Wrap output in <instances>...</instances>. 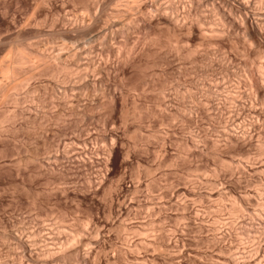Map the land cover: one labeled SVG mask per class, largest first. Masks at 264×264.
Listing matches in <instances>:
<instances>
[{"label": "rangeland", "instance_id": "obj_1", "mask_svg": "<svg viewBox=\"0 0 264 264\" xmlns=\"http://www.w3.org/2000/svg\"><path fill=\"white\" fill-rule=\"evenodd\" d=\"M47 1L49 2L47 3ZM47 1L44 4L39 0H0L1 63L3 60L5 61L3 64H9L13 55L15 58L18 53L30 48L37 49L39 47L38 49L41 51L47 52V50L60 45L59 43H69L70 46L75 48V44L66 38L67 33L73 31V28H71L73 25L70 26L66 22L71 18L78 20L82 17V5L71 0ZM207 5L203 6V14L212 23H217L218 15L212 13L209 3ZM101 16L100 20H102L101 22L99 20L97 24L99 22L103 24V21H106V19H103L105 17L102 14ZM130 18L129 16L123 19L126 24L121 19L122 24L120 26L123 28L125 24L123 35L126 34L127 36H119L118 40L109 39V42H105L107 34L111 31L106 32L107 36L105 35L106 39L104 40L101 38L104 37V33L101 37L98 36L104 30L103 25H106V23L105 27L107 28L108 21L103 25H94L88 32L89 34L86 37L84 36L85 38L78 40V42L80 41L78 51H81V47L86 48L91 45L90 42L95 40L91 42L94 46L92 55L96 53L94 55L96 58V55L102 58L99 60H103V65L108 58L110 61H116L121 67L117 65L120 69L117 72V66L114 69L115 71L113 69L109 71L108 69V72L106 67H103L102 70H106L107 73L105 72L104 76L100 75L106 76V79H102L105 85L102 81L103 84L102 82L101 86L97 84L96 90L93 86L91 88L92 83L90 84L89 79L85 82L79 80L82 83L77 81L76 72L74 77L69 78L68 82L64 84L61 80L59 82L57 78L44 77V75L39 74H36L32 79L30 78V80H26L27 66H24L25 68L18 67V65L15 67V69L18 67L15 71L16 80H13L6 98H2L4 101L1 102L0 108L2 109L1 115H3V112L7 113L8 110L12 112L15 109H21L23 113L22 121H16V124L11 122L13 126L6 122L0 128V264H46V262L47 264H83L81 259L83 254H87L90 262H93L92 264H144V262L145 264H232L229 261L235 257L242 258L239 260L242 263L244 261L245 264L248 260L250 261V258L252 260L250 264H264V168H262L264 166H262V163L261 165L258 163L263 162L264 165V159L259 158L261 161L256 159L257 154H259L257 152L259 151L257 150L258 146L256 147L257 143L253 144V147L251 145L250 149H244L246 150L245 153L249 152L248 149L250 150L249 156L253 159L251 161L250 158H244L248 154L244 155V150L242 152V149L239 150L236 147L238 150L236 151L233 144L230 145V143H225L222 140L223 138L218 133H222L221 127L229 114L228 108H226L228 111L224 108L227 115L223 111L226 116L225 119L223 116V121L220 118L222 122L212 115L205 117L196 112H181L182 104L192 105L193 99L187 92H185L186 94L183 93L184 95H180L182 94L180 93V96H177V92L175 89L176 93L173 92L172 86L177 81L176 78L179 77L178 80L182 81V85L185 83L183 87L185 86L187 89L191 85L192 92H197L198 84L195 82L197 80L198 83L202 82V77H200L202 74L197 75V72L202 73L204 67L206 71L208 66L205 64L207 62L205 61L206 58L199 56L197 62H195L199 63L190 64L193 65L192 67L189 66L190 62L186 56V58H183L184 55L182 57V54H179L180 57L178 54L175 56L171 47L173 43L166 44L169 42L166 41V38L170 34L169 32L167 34L166 30L164 32L159 31L160 36H158L161 40L158 42L162 41L165 44V47H162L164 45L161 44L162 42L160 43L163 49L170 48L166 49L168 51L166 53L169 55L164 54V56L162 53L165 51L161 47H158V50L155 49L159 51L161 48L162 52L159 51L160 53L154 51V49L152 50V48H150L152 51L149 48L148 50L146 49L148 45L144 47L147 51L143 53L145 49L143 51V47H140L142 43L139 42V44L141 43L139 45L136 41L137 39L141 40L138 28L142 22L135 20L133 16ZM151 31L158 33L155 29H151L149 32ZM114 33H111V36L114 35L112 37H115L116 34ZM150 34L153 36L152 33ZM95 35L101 38L98 41L99 43L97 42L98 37ZM111 36H108V38ZM158 36L156 37L158 38ZM158 42L157 44H159ZM157 44H155L156 47ZM227 44L225 42V44L221 43L222 46L219 45L220 47H228ZM135 45L142 48L140 49L137 46L141 52ZM128 46L133 47V49L136 47L138 51L134 50V54L140 53L137 57L134 54L129 56L136 57L130 63L128 61L133 59L128 57L129 60L126 58L127 61L124 53L125 50H128ZM104 47H106V51L108 49V53L112 49L113 51L108 54ZM220 47L216 48L220 50ZM114 48H119L117 50L118 54L116 53L117 57L114 55ZM171 49L173 53L170 51ZM135 51L137 52L135 53ZM9 54H12V56ZM105 54L109 56L107 57ZM84 55L83 53L82 58L85 57ZM120 55H122V58ZM104 56L105 60L103 59ZM82 58L80 61H82L83 67L81 64L82 68L72 64L73 67L78 71V68H80L83 72L85 70L90 72L91 69L89 70L87 64L85 65L86 61H83L86 59L83 58L82 60ZM117 59H120V62L124 59L127 63L125 64L124 61L120 63ZM233 59L234 61L231 62L230 66V68L232 67L231 72L232 70L238 72L242 64L237 63L240 60ZM214 61L212 68H214L216 75L213 77L222 87V78L225 77L223 75H226L227 72L224 70L226 67L222 69L225 65H222L221 61ZM6 66L2 68L5 69ZM180 66L182 68L176 70ZM3 69L0 66V72L1 70L3 72ZM102 70L99 69V72L101 73ZM35 71L37 73L38 70ZM112 71L113 73H110ZM27 72H31L30 68H27ZM5 73L0 76H6ZM239 75L231 76L232 80H230L241 82V73ZM194 77L197 80L195 79L196 81L193 83L191 79H194ZM170 81L172 86L169 85ZM18 83L22 85L16 86ZM117 83L118 85L115 87ZM193 84H196V86ZM69 85L74 87L72 88L73 91L70 90ZM163 85L168 88V93L165 91L168 94L165 93L166 98L159 92V89L161 91L162 88H165ZM75 86H77V89ZM65 87L68 90L66 97L64 96ZM28 90L29 92H27ZM184 91L186 90H182V92ZM9 94L12 98L18 96L17 99L20 98L19 102L14 103ZM169 94L171 95L169 96ZM182 96L186 97L183 99ZM164 98L168 100L163 102ZM162 102H166L168 106ZM70 103L75 104L74 109L78 107L81 109V115L77 111H68ZM161 103L163 106H160ZM123 104L129 106V108L130 104H133L132 107L137 106L135 114L139 112V118L129 117L133 116L130 113V115L124 116V119L122 113L125 105ZM255 104L259 109H264L261 106L259 107L260 104ZM76 106L78 107L76 108ZM70 109L73 108L70 107ZM178 109L180 110L179 113L176 111ZM263 111L261 112L262 116L260 115L261 119H259L260 124L258 123L259 126H257L260 129L263 127L261 130L264 129ZM242 113L241 117H244L243 119L248 120L249 117L252 119L251 114L246 109ZM57 114L60 115V120L54 118ZM231 114L228 116L230 117ZM260 116L258 117L260 118ZM17 122L22 123V125L19 126L20 124ZM42 122H45V124L40 126L39 123ZM136 122L143 127L138 128ZM17 125L19 126L18 129L16 128L17 131L14 129V132H12L11 128V130H8V127L14 128ZM257 127L256 131L260 130ZM204 134L210 137L219 135L222 142L226 144L225 146L221 142L219 144L221 147H218V149L221 148L223 154H220L224 158L221 163L219 160L222 158L216 157L217 161H215L216 159L213 157L210 149V139H207L210 137H206L209 143L207 150L209 148L208 151L210 152L204 150L201 153L199 148L196 147V141L201 138V135L205 137ZM114 135H116V138ZM190 138L192 139L189 140ZM254 142H256V139ZM64 145L67 148L69 147L68 149L71 148L70 150H75L73 148L84 145L88 146L90 151L85 152V155L75 156L71 160L68 154L63 153V149H67ZM232 146L233 148H231ZM61 150L63 151L61 152ZM218 151L220 152V150ZM52 152L53 154L55 152L54 155H58L61 159L57 157L56 161L58 162L51 159L50 166L45 158L48 153ZM62 154L65 155V158ZM257 170L262 171L261 174ZM243 195L246 198L248 197V201L251 200L242 213L236 212L233 208L239 209L238 200ZM113 199H115V202ZM215 199L217 201L219 199V201L217 202ZM112 200L113 204H111ZM183 204L188 205L184 210ZM231 206L232 208H230ZM251 221L254 222V226H251ZM260 227L261 229H259ZM97 231L100 232L101 236L97 234ZM32 232L39 234L36 233V236ZM32 235L36 237L34 238ZM96 235H98V239H94L97 237ZM18 237L28 240L35 239L33 242L37 244L31 242L30 249H32H29V252H31L25 255ZM38 237L41 240L45 239V241H41ZM149 239L151 241L152 239L156 240V244H154V241H152L153 245L152 242L149 243L152 246L145 244L144 242H149ZM140 240H144V242ZM256 242L260 243L261 246L263 245L261 256H258V258H254L253 247ZM133 244L134 246L139 244L140 247L132 249L134 248ZM158 244L161 245V248ZM71 245L75 246L72 249V256L71 254L68 256L67 250L71 249ZM64 249L67 252L66 256L64 255L66 253ZM70 249L69 251L72 252ZM61 251H64V253H60ZM241 251L245 254L240 255ZM52 252L57 253L58 256H55L54 253L53 256L48 255ZM125 252L128 253L125 254ZM55 258L57 259L55 260ZM93 258L95 261H93Z\"/></svg>", "mask_w": 264, "mask_h": 264}, {"label": "bare ground", "instance_id": "obj_2", "mask_svg": "<svg viewBox=\"0 0 264 264\" xmlns=\"http://www.w3.org/2000/svg\"><path fill=\"white\" fill-rule=\"evenodd\" d=\"M41 3L44 2V4H46L45 2L47 0H39ZM71 1H74L77 3H80V5H82V9L81 11L82 12V17L78 20H76L75 18L74 19H69L68 24H70V26H72L71 28H73V31H70L67 33L66 35V38L68 40H70L71 43H74L75 44V48L73 46H70L69 43H59L60 45L56 46L55 48H51L50 50H47V52H43L41 51L40 49H27L25 51H21L20 53H18V55L15 56L14 58V55L10 61V63L8 64H3L5 63V61L2 60V63H1V60H0V66H1V69H3L2 67L6 66L5 69H3V72L5 73L6 76L2 75L0 76V108H1V102H3L6 98V96L8 95L9 93V89L12 87V82L13 80H16V77L17 75L15 74V71L18 67H26V80H30V78L32 79V77H34L36 74L38 75H44V77H47V76H50L52 78H57L58 81L61 80L62 83H67L69 78H71L72 76L74 77V73L76 72V77H77V81L79 80H88L89 79V82L90 84L92 83L91 88L94 87L97 88L98 85L97 84H101V82L103 81L102 79L105 78L103 77L104 75L103 74H106L108 72V69L110 71V69H116L115 67L118 65L120 67L119 64H117L116 61H110L108 58L106 59L105 56H104V65H103V60H99V59H102V58H99L98 55L97 58L94 56L95 54L93 53L92 55V51L93 49V43L91 42H94V41H89L90 44L92 45H88L86 48H80L81 51H78V46L80 45V41L78 42L79 39H82L84 36L86 37L87 34H89L88 32L90 31V29L96 24L97 22L100 20V18H102L101 14L105 17L103 19H106V21L104 20L102 23L105 24V22H109L107 28L105 27L107 25H103V24H100V22L97 24V25H103L101 27L104 28V30L102 32L100 31H97L98 33L100 32L101 34H99L98 36L101 37L102 34L104 35V37H101L104 39H106L105 37L108 35V36H111V33H114L116 34L115 37H112L114 36L112 34L111 37L108 38L107 36V40H105V42H109L108 40L109 39H114L113 41H115V39L118 40V37L123 35V33H125V29H124V26H125V22L123 21V19L126 17H135V20H138V21H141V25L139 26L138 28V32L140 33V37L141 40L139 41L138 39L136 41H138V44L139 42L142 43V45H140V47H143V51H144V47L148 45V47H146V49H150L152 48V50L154 49V51H157L159 48L158 47H161V44H163L164 46L162 47H165V44L162 42H158L160 41L161 39L159 38V31L160 32H164V30L167 31V34L168 32L171 34V37L170 34H168V39L166 38V41L168 40L169 44L166 43V41L164 40V42L167 44V45H170V43H173L171 44V47L173 48V51L175 53V56L176 54H182L181 56L184 57L183 58H186L187 57V60L190 62L189 63V66H193V65H190V64H194L195 62H197V57H202L204 56L203 58H206L205 61H207L205 64L207 66V69L205 71V67H204V70L202 71V73H198L197 72V75L198 74H202L200 77H202V79L198 76V78L201 79L202 82H199L198 83V80L197 78L194 77V79H191V81L194 83L196 80L198 85H197V88L196 90L198 89L197 92H192L191 90V85L189 88L186 89V87L184 88L183 84L182 85V81L180 82L178 78H176V82L174 84V86L171 85V81H170V84L172 87H173V91L174 93H176V95L178 96L180 93V95H184L186 94L185 92H187V94L193 99H191L193 101V104L191 105H184L182 104V107L180 108L181 112L182 111H189V113H200L202 116H216L217 119L221 118V120L223 119V116H224V119H225V116L227 115V112L225 111L226 108H228V112L229 114H231V116L229 117L227 115V118H226V121H223V126L221 127L222 128V133L219 132L218 134L221 135V138L219 135L215 136L213 135V137L211 136H208L207 134H204L205 137L203 135H201L200 137L201 138H198V140L196 141V147L199 148L200 152L202 153V151L204 152V150L206 151L207 150V145H209L207 139L210 141V149L212 150V154H213V157L216 159V157H220L222 159H218L219 162L221 163V160H224L223 157H221V153L222 150L221 148L218 149V147L220 146L219 144H221L222 140H224L225 143H230L233 144V146H235L234 148L236 149V147L240 149H242V152L245 148H249L250 149V146L253 147L255 143H257L256 147L258 146L257 151L259 154H256L258 155L257 156V160L260 158H262L261 160H263V155H264V129L261 130L259 127V119H261V112L262 110L264 109H259L255 103H258L260 104L259 107L261 106L262 108H264V0H71ZM49 1H47L48 3ZM40 3V4H41ZM207 3H209L211 5V11L212 13H215V15H218V22L217 23H212V21L208 20L205 15L203 14V6L205 7L207 5ZM79 5V6H80ZM208 6V5H207ZM63 7V6H62ZM109 8V10H108ZM101 16V17H100ZM124 17V18H123ZM216 17V16H215ZM65 18V17H64ZM130 18V19H131ZM66 19V18H65ZM124 24L123 28L120 26L122 24V21ZM133 20V19H132ZM130 21V20H129ZM131 22H134V21H131ZM130 23V22H129ZM72 24V25H71ZM214 24V25H213ZM129 25V24H128ZM127 25V27H129ZM100 27V26H99ZM115 31H114V29ZM113 29V30H112ZM127 29V28H126ZM151 29H155V31L158 33H155V32H149ZM157 29V30H156ZM96 30V29H95ZM100 30V28H99ZM93 31V29H92ZM109 34L106 35V32H110ZM165 31V32H166ZM130 32V31H129ZM152 33L153 36L150 34ZM154 33H155V36H154ZM95 34V33H94ZM97 34V33H96ZM157 34V35H156ZM161 34V33H160ZM106 35V36H105ZM126 35V34H124ZM123 35V37H124ZM129 35V34H128ZM159 35V36H158ZM96 36V35H95ZM96 36V37H98ZM127 36V35H126ZM125 36V37H126ZM158 36V38L156 37ZM84 37V38H85ZM94 37V36H93ZM92 37V38H93ZM95 37V38H96ZM97 38V42L99 41V39L101 38ZM170 37V38H169ZM124 39V38H123ZM126 39V38H125ZM159 39V40H158ZM171 39V41H170ZM122 40V39H121ZM128 40V39H127ZM174 40V41H173ZM102 41V40H100ZM112 41V42H113ZM120 41V40H119ZM126 41V40H124ZM1 42V41H0ZM88 42V43H89ZM96 42V43H97ZM104 42V41H103ZM118 42V41H116ZM157 42L159 44H157ZM227 42L228 44V47L226 46H223V47H220L221 43H224ZM87 43V44H88ZM99 43V42H98ZM122 43V42H121ZM86 44V45H87ZM95 44V43H94ZM101 44V43H100ZM111 45L113 43H110ZM157 44L158 46L156 47ZM220 44V45H219ZM84 45V44H83ZM82 45V46H83ZM97 45V44H96ZM109 45V44H108ZM125 45V44H124ZM132 45V44H131ZM150 45V46H149ZM154 45V46H153ZM160 45V46H159ZM166 45V46H167ZM219 45V46H217ZM104 46H105V43H104ZM133 46V45H132ZM136 46V45H135ZM138 46V45H137ZM136 46V47H137ZM153 46V47H152ZM222 46V45H221ZM80 47V46H79ZM123 47V46H122ZM136 47H134L135 49H133V47H129L128 46V50L124 51V53L126 54L125 56V59L129 56H131L132 54H134V50H137ZM139 47V48H140ZM156 47V48H155ZM161 47V48H162ZM168 47V46H167ZM216 47H220V50L219 48H216ZM106 47H104V50H105ZM161 48H160V52L161 51ZM223 48V49H222ZM49 49V47H48ZM119 49V48H118ZM118 49H115L114 48V55L117 57L116 53L118 52L117 50ZM142 49V48H140ZM140 49H138L140 51ZM145 49V51L143 53H145L147 50ZM148 49V50H149ZM157 49V50H155ZM165 49V50H164ZM162 48L163 51H165L164 53H162L163 55L164 54H167L169 55L168 51H166L167 48ZM168 49H170L168 47ZM167 49V50H168ZM137 50V51H138ZM151 50V49H150ZM151 50V51H152ZM106 51V50H105ZM104 51V52H105ZM113 51V49H112ZM111 51V52H112ZM135 51V53L137 52ZM157 51V52H159ZM172 52V49L170 50ZM169 51V52H170ZM107 53L109 52L108 49L106 51ZM110 52V53H111ZM127 52V53H126ZM141 52V51H140ZM155 52V53H157ZM159 52V53H160ZM85 54L83 58H85L86 60H83L82 58V54ZM106 53V54H107ZM108 53V54H110ZM173 53V52H172ZM102 54V53H101ZM105 54V55H106ZM113 54V53H112ZM118 54V53H117ZM140 53L137 52V54H134L136 55V57L139 55ZM142 54V53H141ZM12 56V54H9ZM123 55V54H122ZM122 55L121 58H122ZM179 55V57H180ZM10 56V57H11ZM107 57L109 55H106ZM119 56V55H118ZM165 56V55H164ZM186 56V57H185ZM133 57V58H132ZM132 57H129V59H133V60H130L128 61V63H130L131 61H134L136 57L132 56ZM181 57V58H182ZM82 58L83 61H86L85 62V65L89 67V70L90 72H88L87 70H85V72L82 71V69L79 71L76 70V68L73 67V65H77V66H80V64L82 65L83 67V63L82 61H80ZM110 58V57H109ZM124 58V57H123ZM201 58V59H203ZM233 58H236L238 59L239 64H242L241 65V69L242 70L240 72V70L238 72L236 71H233L231 72V69L232 67L230 68L231 66V62L234 61ZM49 59H52V60H49ZM118 60V59H117ZM120 60V59H119ZM118 60V62H120ZM214 60H218V61H221L220 63H222V65H225L223 66L222 69H224V67H226L224 70L226 72V75L224 74L222 79H223V85L221 87V85L218 84L217 81H215V71L213 70L214 68H212V65L213 63L215 62ZM7 61V60H6ZM124 61V59H123ZM122 61V62H123ZM127 61L125 62V64L127 63ZM187 61V62H188ZM120 62V63H122ZM185 62V63H187ZM184 63V64H185ZM199 63V62H198ZM198 63H195V64H198ZM208 63V64H207ZM73 64V65H72ZM124 64V63H123ZM121 64V65H123ZM173 64V62H172ZM4 65V66H2ZM18 65V67L15 69V67ZM84 65V66H85ZM176 65V64H175ZM186 65V64H185ZM85 66V67H86ZM117 66V69H116V72L117 70L119 71L120 69H118L119 67ZM176 66H179L178 64ZM175 66V67H176ZM205 66V65H204ZM24 67V68H25ZM81 67V66H80ZM81 67V68H82ZM103 67H106V70H102ZM215 67V66H214ZM27 68H30V71L31 72H27ZM121 68V67H120ZM182 67L180 66L179 69H176V70H180ZM218 68V67H217ZM88 69V68H87ZM99 69H101L103 71H101V73L99 72ZM192 69V68H191ZM34 70V71H32ZM35 70H38L37 73H35L36 71ZM82 71V72H80ZM115 71V70H114ZM193 71V70H192ZM196 71V70H194ZM2 72V70H1ZM0 72V73H1ZM1 73V74H4V73ZM79 72V73H78ZM88 72V73H86ZM106 72V73H105ZM180 72V71H179ZM204 72V73H203ZM29 73V74H28ZM31 73V74H30ZM110 73H113L110 72ZM108 73V74H110ZM241 73V76H242V80L241 82L240 81H236V82H233L231 81V76H236V75H239ZM0 74V75H1ZM102 74V75H100ZM107 74V76H108ZM195 74V73H194ZM196 75V74H195ZM194 75V76H195ZM220 75V74H219ZM192 76V75H191ZM240 76V75H239ZM75 77V78H76ZM89 77V78H88ZM110 77V76H109ZM74 78V80H75ZM112 78V77H111ZM174 78V77H173ZM193 78V77H192ZM234 78V77H233ZM106 79V78H105ZM104 79V80H105ZM108 79V77H107ZM196 79V80H195ZM217 79V77H216ZM231 79V80H230ZM71 80V79H70ZM73 80V79H72ZM57 81V80H56ZM169 81V80H168ZM173 81V80H172ZM185 81V80H184ZM60 82V81H59ZM80 82V81H79ZM100 82V83H99ZM104 82V81H103ZM102 82V84H103ZM75 83V82H74ZM82 83V82H80ZM87 83V82H86ZM168 83V82H167ZM191 83V82H190ZM19 84V83H18ZM16 85V86H21L22 84H19V85ZM76 84V83H75ZM79 84V83H78ZM107 84V83H106ZM192 84V83H191ZM68 85V84H67ZM66 85V86H67ZM73 85V84H72ZM80 85V84H79ZM83 85V84H82ZM81 85V86H82ZM104 85H105V82H104ZM118 83L116 84L115 87H117ZM196 86V84H193ZM70 86V85H69ZM93 86V87H92ZM101 86V85H100ZM165 87V88H162V87ZM160 91L159 89V92L160 94L165 97V93L168 91L166 88L165 85H163ZM71 87V86H70ZM77 86H75L76 88ZM170 87V88H172ZM194 87V86H193ZM192 87V88H193ZM72 88L74 87H71L70 90H72ZM80 88V87H79ZM82 88V87H81ZM77 89V88H76ZM93 89V90H94ZM186 90L184 92H182V90ZM96 90V89H95ZM115 90V89H114ZM73 91V90H72ZM166 91V92H165ZM169 91H171L169 89ZM29 92V90L27 91ZM67 92L68 90L66 89V87L64 88V96L66 97L67 95ZM115 92V91H114ZM168 93V92H167ZM166 93V94H167ZM184 93V94H183ZM13 95V94H12ZM168 95V94H167ZM171 94H169L170 96ZM179 95V96H180ZM112 97V95H110ZM187 96V95H186ZM186 96H182L181 98L184 99V97ZM187 96V97H189ZM5 97V98H4ZM9 97L12 99V101L14 103H18L19 100L16 98H12V96L9 94ZM14 97V96H13ZM166 98V97H165ZM163 100V102L165 100H168V99H165ZM169 98V97H167ZM190 99V98H189ZM191 100H189L190 102H192ZM182 101V100H181ZM162 102V103H163ZM170 102V101H169ZM161 103V104H162ZM168 103V102H167ZM71 104V105H70ZM69 105V109L70 107L73 108V109H68V111H74L78 114L81 115L80 111L81 109L76 106L77 109H74L75 107V104L73 105L72 103H70ZM135 104V103H134ZM160 104V106H163V104H166L163 103L162 105ZM73 105V107H72ZM77 105V104H76ZM102 105V104H101ZM125 105L124 107V112L125 114H123V110L121 108V111L123 112L122 113V116H128L130 115V113H132L131 115L133 116H129V117H138L139 114H135L137 111V106L136 107H132V105L130 104V108L129 106H126V104H123ZM170 105V104H169ZM184 105V106H183ZM166 106H168L166 104ZM165 107V106H164ZM225 108V109H224ZM247 110V112L249 114H251V118H247L248 120L246 119H243L244 117H241V114H243V110ZM179 110V109H178ZM176 110L178 113L180 112V110L178 111ZM223 111H225V114L223 113ZM0 112H2V109H0ZM264 112V111H263ZM76 113V114H77ZM60 114V113H59ZM57 114V116H54L55 119H59L60 120V115ZM75 114V113H74ZM216 114V115H215ZM224 114V115H223ZM257 115L255 117V115ZM83 115V114H82ZM218 115V116H217ZM261 115V116H260ZM174 116V115H173ZM260 116V118L258 117ZM22 117H23V113H22V110H17L15 109L14 111L12 112H3V115L0 114V128H2V125L3 123H8L9 125H12L16 122V121H19L21 120L22 121ZM141 117V116H140ZM214 117V118H216ZM229 117V118H228ZM128 118V117H126ZM133 118V119H134ZM139 118V117H138ZM136 118V119H138ZM125 119V117H124ZM220 120V122H222ZM125 121V120H124ZM13 124H12V123ZM140 122V121H139ZM11 123V124H10ZM18 123V122H17ZM33 124L35 122H32ZM142 123V122H141ZM259 123V124H258ZM16 124V123H15ZM20 124L19 126L22 125V123H18ZM40 126L44 125L45 122L43 123H39ZM138 124V125H137ZM8 125V126H9ZM136 125L139 126L138 128H140V123H137L136 122ZM135 125V126H136ZM7 126V127H8ZM18 125L16 127H8L7 129L8 130H13L12 132H14V129L17 131V127H19ZM136 126V128H137ZM143 127V126H142ZM256 127L260 130L256 131ZM11 128V129H10ZM17 128V129H16ZM255 128V129H254ZM113 129V128H112ZM137 130V129H136ZM112 132V131H110ZM114 133V132H113ZM112 133V134H113ZM221 133V134H220ZM111 134V133H110ZM91 136V135H90ZM115 138H116V135H114ZM204 138H203V137ZM210 137V138H207L206 137ZM71 137V136H70ZM120 137V136H119ZM111 138V137H110ZM222 140H221V139ZM69 139V138H68ZM192 138H190L189 140H191ZM256 139V142H254ZM74 140V138H73ZM89 140V139H88ZM188 140V139H187ZM75 142V141H74ZM79 142V141H78ZM193 143V140L191 141ZM220 142V143H219ZM222 142V144L224 143ZM59 143V142H57ZM61 143V142H60ZM65 143V142H64ZM190 143V142H189ZM188 143V144H189ZM224 143V145L226 146V144ZM83 144H84V141H83ZM62 145V144H61ZM77 145V144H76ZM85 145V144H84ZM82 145L81 147H76V148H73L75 150H70L66 147V145H64V147H66L67 149H63L61 150V152L63 151L64 154H68L71 158V160H73V157L75 158V156H82L85 155L87 153V151L89 152V148L88 146H84ZM68 146V145H67ZM71 146V145H70ZM233 146L231 148H233ZM72 147V146H71ZM209 147V146H208ZM221 147V146H220ZM223 147V146H222ZM255 147V148H256ZM63 148V147H62ZM230 148V150H231ZM223 149V148H222ZM247 150L249 152L245 153L246 150H244V155H245V159L246 157L247 158H250V150ZM113 150V149H112ZM209 150V148H208ZM207 150V151H208ZM220 150V152L218 151ZM234 150V149H232ZM110 151V150H109ZM236 151H238L236 149ZM55 152L57 153V151L55 150ZM54 152V154H56ZM86 152V153H85ZM111 152V151H110ZM210 152V151H208ZM241 152V153H242ZM221 153V154H220ZM232 153V152H231ZM53 152L52 153H48L47 156H46V162L48 164H50V161L51 159H55V161L57 160L56 158L59 156L58 155H54ZM242 154V155H243ZM63 155V154H62ZM109 155V154H108ZM253 155V154H252ZM255 155V154H254ZM64 158H65V155H63ZM62 156V158H63ZM223 156V155H222ZM262 156V157H260ZM67 157V158H68ZM69 158V159H70ZM237 158V157H236ZM242 158V159H244ZM252 158V157H251ZM250 160L252 161L253 159ZM61 159V157L59 158ZM58 159V160H59ZM232 159V158H231ZM259 159V160H260ZM108 160V159H107ZM258 160V161H259ZM260 160V161H261ZM217 161V159L215 160ZM231 161V160H230ZM264 161V160H263ZM58 162V161H56ZM224 163V161H222ZM249 162V161H248ZM257 162V161H255ZM52 163V162H51ZM54 163V162H53ZM107 163V162H106ZM222 163V164H223ZM226 163V162H225ZM243 163V162H242ZM262 163V166L263 165V162H258ZM46 164V163H45ZM46 164V165H48ZM220 164V165H222ZM229 164V163H227ZM232 164V163H231ZM257 164V163H256ZM236 165V164H235ZM51 166V164H50ZM219 166V165H218ZM226 167V166H224ZM230 167V166H229ZM238 167V166H237ZM246 167V166H245ZM255 167V165H254ZM258 167H259V164H258ZM222 168V167H221ZM264 168V167H262ZM232 169V167H231ZM258 169V168H257ZM225 170V169H224ZM233 170V169H232ZM230 170V171H232ZM260 170H262L260 168ZM264 170V169H263ZM227 171V170H226ZM225 171V172H226ZM256 171V170H255ZM258 172H261L262 171H259L257 170ZM223 172V171H221ZM251 174H254V173H251ZM258 174V173H257ZM264 174V173H263ZM104 175V174H103ZM258 177V176H257ZM102 179V178H101ZM106 179V178H105ZM103 180V179H102ZM156 180V179H155ZM154 180V181H155ZM218 180V179H217ZM258 180V179H257ZM153 181V182H154ZM259 181V180H258ZM99 182V181H98ZM96 183V182H95ZM155 183V182H154ZM213 183V182H212ZM261 183V182H259ZM214 184V183H213ZM99 185V184H98ZM97 185V187H98ZM101 185V184H100ZM103 185V183H102ZM216 185V184H215ZM258 185V184H257ZM127 186V185H126ZM255 186V184H254ZM117 188V187H116ZM223 188V187H222ZM225 188V187H224ZM247 188V187H246ZM245 189V188H244ZM251 189V188H250ZM96 190V189H95ZM116 190V189H115ZM227 190V189H226ZM262 190V189H261ZM178 191V190H177ZM219 191V190H218ZM217 191V192H218ZM224 191V190H223ZM255 191V190H254ZM264 191V190H263ZM108 192V191H107ZM111 192V191H110ZM231 192V191H230ZM224 193V192H223ZM227 193V192H226ZM189 194V193H188ZM210 194V193H209ZM214 194V193H213ZM246 194V193H245ZM104 195V194H103ZM115 195V194H114ZM173 195V194H172ZM247 195V194H246ZM253 195V194H252ZM211 196V195H210ZM219 196V195H218ZM224 196V195H223ZM110 197V196H109ZM112 197V196H111ZM174 197V196H173ZM178 197V196H177ZM213 198V196H212ZM241 198V199H240ZM240 200H238L239 202V209H235V205H233L235 208H233L236 212H243L244 209L247 208L248 206V202L251 200L248 201V197L246 198V196L244 197L243 196H240ZM251 198V197H250ZM119 199V198H118ZM223 199V198H222ZM222 199H220L222 201ZM235 199H236V196H235ZM238 199V198H237ZM114 202H115V199H113ZM111 202V204H113L114 202ZM123 200V199H122ZM182 200V199H181ZM216 200V199H215ZM264 200V199H263ZM217 201V200H216ZM219 201V199H218ZM217 201V202H218ZM167 202V201H166ZM173 202V201H172ZM215 202V201H214ZM223 202V201H222ZM221 202V203H222ZM227 202V201H226ZM233 202V201H232ZM264 202V201H263ZM186 203V202H185ZM212 203V202H211ZM220 203V204H221ZM231 203V202H230ZM234 203V202H233ZM252 203V202H251ZM262 203V202H260ZM94 204V203H93ZM110 204V205H111ZM161 204V203H160ZM159 204V205H160ZM175 204V203H174ZM179 204V203H178ZM235 204V203H234ZM143 205V204H142ZM150 205V204H149ZM156 205V204H154ZM170 205V204H169ZM185 206V204H183ZM182 205V206H183ZM218 205V204H217ZM253 205V204H252ZM113 206V205H112ZM168 206V204H167ZM183 206V210L184 208H186L187 206L184 207ZM215 206V205H214ZM219 206V205H218ZM250 206V205H249ZM140 207V206H139ZM151 207V206H149ZM221 207V206H220ZM263 207V206H262ZM130 208V207H129ZM160 208V207H159ZM222 208V207H221ZM232 208V206L230 207ZM238 208V207H237ZM249 208V207H248ZM231 209V210H233ZM186 210V209H185ZM188 210V209H187ZM214 210V209H213ZM228 210V209H227ZM233 210V211H234ZM215 211V210H214ZM221 211V210H220ZM224 211V210H223ZM247 211V210H246ZM254 211V210H253ZM256 211V210H255ZM219 212V210H218ZM235 212V213H236ZM216 213V211H215ZM240 213V214H241ZM251 213V212H250ZM214 214V213H213ZM239 214V213H238ZM247 214V213H246ZM220 215V214H219ZM263 215V214H262ZM243 216V215H241ZM240 216V217H241ZM252 216V215H251ZM250 216V217H251ZM126 217V216H125ZM199 217V216H198ZM232 217V216H231ZM235 217V216H234ZM245 217V216H244ZM247 217V216H246ZM235 219V218H234ZM245 220V218H243ZM250 219V218H249ZM185 220V219H184ZM231 220V219H230ZM241 220V219H240ZM243 220V222H244ZM247 220V219H246ZM91 221V220H89ZM121 221V220H120ZM191 221V220H190ZM217 221V220H216ZM237 221V220H236ZM258 221V220H256ZM263 221V220H262ZM261 221V222H262ZM234 222V221H233ZM242 222V221H241ZM260 222V221H259ZM123 223V222H122ZM152 223V222H151ZM222 223V222H221ZM224 223V221H223ZM149 224V223H148ZM154 224V223H153ZM212 224V223H211ZM220 224V223H219ZM218 224V225H219ZM227 224V223H226ZM231 224V223H230ZM234 224V223H233ZM257 224V223H256ZM260 224V223H259ZM229 225V224H228ZM89 226V225H88ZM122 226V225H121ZM150 226V225H149ZM152 226V225H151ZM220 226V225H219ZM218 226V227H219ZM224 226V225H223ZM226 226V225H225ZM249 226V225H248ZM251 226H254V222L251 221ZM259 226V225H258ZM116 227V226H115ZM124 227V225H123ZM142 227V226H141ZM148 227V226H147ZM217 227V226H215ZM244 227V226H243ZM105 228V227H104ZM128 228V227H127ZM145 228V227H144ZM163 228V227H162ZM263 228V227H262ZM98 229V228H96ZM123 229V228H122ZM135 229V228H134ZM160 229V228H159ZM220 229V228H219ZM261 229V227L259 228ZM102 230V228H101ZM139 230V228H138ZM141 230V229H140ZM222 230V229H221ZM234 230V229H233ZM254 230V229H253ZM148 231V230H146ZM154 231V230H153ZM245 231V230H244ZM246 231H247V228H246ZM250 231V230H249ZM91 232V231H90ZM96 232V230H95ZM98 232V231H97ZM121 232V231H120ZM141 232V231H140ZM145 232V230H144ZM149 232V231H148ZM156 232V231H155ZM159 232V230H158ZM214 232H215V229H214ZM233 232V231H232ZM259 232V231H257ZM33 233V232H32ZM37 233V232H36ZM36 233L34 232L33 234L36 235ZM152 233V232H151ZM150 233V234H151ZM237 233V232H236ZM39 233H37L38 235ZM99 236H101L100 232L97 233ZM244 234V233H243ZM19 235V234H18ZM36 235V236H37ZM91 235V234H90ZM98 235H96L97 237L94 238V239H98ZM164 235V234H163ZM34 237V235H32ZM35 236V237H36ZM42 236V235H40ZM120 236H121V233H120ZM125 236V235H124ZM155 236V235H154ZM159 236V235H158ZM162 236V235H161ZM238 236V235H237ZM241 236V235H240ZM246 236V235H245ZM251 236V235H250ZM34 237V238H35ZM151 237V236H150ZM153 237V236H152ZM223 237V236H222ZM17 238V237H16ZM71 238V237H70ZM131 238V237H130ZM157 238V237H156ZM164 238V236H163ZM254 238V237H252ZM19 239V240H18ZM18 241L21 243L22 245V249L26 254H29V249H30V245L32 244L31 242L35 241V239L29 241L28 239H24L23 237H18ZM38 239H40L38 237ZM116 239V238H115ZM155 239V237H154ZM154 239H152V241H154ZM41 240V239H40ZM43 240V239H42ZM41 240V241H42ZM47 240V239H46ZM69 240V238H68ZM124 240V239H123ZM150 240V239H149ZM162 240V239H161ZM224 240V239H223ZM45 241V239L43 240ZM77 241V240H76ZM89 241V240H88ZM91 241V240H90ZM127 241V240H125ZM141 242H144V240H140ZM146 241V240H145ZM151 240L149 242H144L145 244H147L148 246H150L151 244L153 245V242ZM156 241V240H155ZM154 241V244H156V242ZM160 241V240H159ZM221 241V240H219ZM240 241V240H239ZM257 241V240H256ZM39 242V241H38ZM80 242V241H79ZM87 242V241H86ZM133 242V241H132ZM135 242V241H134ZM140 242V243H141ZM152 242V243H151ZM179 242V241H178ZM238 242V241H237ZM35 243V242H33ZM82 243V242H81ZM80 243V244H81ZM99 243V242H98ZM101 243V242H100ZM151 243V244H149ZM183 243V242H182ZM246 243V242H245ZM257 243V242H256ZM255 243V246L253 247V250L255 252L254 254V258H258V256L260 257V253L262 251V246L260 243ZM37 244V243H35ZM128 244V243H127ZM143 244V243H142ZM144 244V246H145ZM219 244V243H218ZM221 244V243H220ZM76 245V244H75ZM75 245H71V249H73V246ZM82 245V244H81ZM90 245V244H88ZM98 245V244H96ZM110 245V244H109ZM116 245V244H115ZM139 244H133L134 248L132 249H136L137 247H140L138 246ZM151 245V246H152ZM161 248V245L158 244ZM184 245V244H183ZM242 245V244H241ZM254 245V244H253ZM35 246V245H34ZM38 246V245H37ZM41 246V245H40ZM86 246V245H85ZM99 246V245H98ZM129 246V245H128ZM132 246V247H133ZM156 246V245H155ZM240 246V245H239ZM249 246V245H248ZM252 246V245H251ZM250 246V247H251ZM114 247V246H113ZM126 247V246H125ZM142 247V245H141ZM166 247V246H165ZM244 247V246H243ZM42 248V247H41ZM146 248V247H145ZM170 248V247H169ZM168 248V250H169ZM177 248V247H176ZM192 248V247H191ZM226 248V246H225ZM224 248V250H225ZM229 248V247H228ZM32 249V248H31ZM30 249V250H31ZM36 249V248H35ZM66 249V248H65ZM64 249V251H65ZM68 249V247H67ZM69 249L67 250L68 251V256H70L69 254H71L72 256V253H73V250L72 252L69 251ZM75 249V247H74ZM89 249V248H88ZM95 249V248H94ZM138 249V248H137ZM163 249V248H162ZM185 249V248H184ZM57 250V249H56ZM78 250V249H77ZM76 250V251H77ZM155 250V249H154ZM178 250V249H177ZM232 250H233V247H232ZM248 250V249H246ZM46 251V250H45ZM64 251H61L60 253H64ZM134 251V250H133ZM163 251V250H161ZM180 251V250H179ZM183 251V250H182ZM223 251V250H222ZM49 252H51L49 250ZM55 252V251H54ZM52 252L51 254L49 253L48 255H51L53 256L55 254V256L57 255V253H54ZM66 252V251H65ZM75 252V251H74ZM165 252V251H164ZM186 252V250H185ZM184 252V253H185ZM232 252V251H231ZM250 252V251H249ZM54 253V254H53ZM78 253V251H77ZM91 253V252H90ZM128 253V252H125V254ZM180 253V252H179ZM183 253V252H182ZM240 253V252H239ZM243 251H241L240 255H242ZM33 254V253H32ZM39 254V253H38ZM37 254V255H38ZM53 254V255H52ZM67 252L64 254L66 256ZM76 254V253H75ZM137 254V253H136ZM140 254V253H139ZM162 254V253H161ZM171 254V253H170ZM177 254V253H176ZM195 254V253H194ZM199 254V253H198ZM222 254V253H221ZM226 254V253H225ZM236 254V252H235ZM245 254V253H243ZM62 255V254H61ZM77 255V254H76ZM81 255V254H80ZM96 255V254H95ZM138 255V254H137ZM173 255V254H172ZM202 255V254H201ZM50 256V257H51ZM58 256V255H57ZM195 256V255H194ZM224 256V255H223ZM238 256V255H237ZM250 256V255H248ZM27 257V256H26ZM30 257H32V255H30ZM29 257V258H30ZM76 257V256H75ZM128 257V256H127ZM242 257V256H241ZM247 257V255H246ZM47 258H49V256H47ZM54 258V257H52ZM70 258V257H69ZM95 258V256H94ZM93 258V259H94ZM98 258V257H97ZM35 259V258H34ZM57 258H55L56 260ZM59 259V258H58ZM83 260V264H92L90 262V260L88 259V256L87 254H83L82 258ZM80 259V261H81ZM172 259V258H171ZM187 259V258H186ZM239 259H242V258H231L229 262H232V264H243L242 261H240ZM244 259V258H243ZM31 260V259H29ZM37 260V259H35ZM54 260V259H53ZM134 260V259H133ZM189 260V259H188ZM248 260V259H247ZM254 260V259H253ZM34 261V260H32ZM48 261V260H47ZM95 261V259L93 260ZM181 261V260H180ZM251 258H250V261L248 260L246 263L247 264H250L252 263L251 262ZM255 261V260H254ZM258 261V260H257ZM53 262V261H52ZM51 262V263H52ZM100 262V261H99ZM135 262V261H134ZM223 262V261H222ZM221 262V263H222ZM32 263H36V262H32ZM95 263V262H94ZM190 263V262H189ZM196 263V262H195ZM218 263V262H217ZM225 263V262H224ZM257 263V262H256ZM47 264V262H46ZM55 264V263H54ZM145 264V262H144ZM245 264V263H244Z\"/></svg>", "mask_w": 264, "mask_h": 264}]
</instances>
